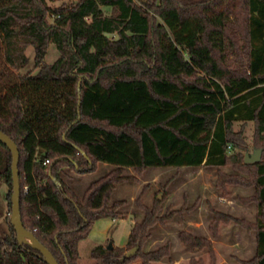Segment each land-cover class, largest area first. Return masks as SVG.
<instances>
[{
  "label": "trees",
  "instance_id": "obj_1",
  "mask_svg": "<svg viewBox=\"0 0 264 264\" xmlns=\"http://www.w3.org/2000/svg\"><path fill=\"white\" fill-rule=\"evenodd\" d=\"M0 0V130L20 150L21 215L25 228L60 264H78L79 241L102 217L124 219L128 198L116 186L150 167H223L218 180L254 186L256 222L213 210L212 237L185 228L178 239L184 264H216L219 226L255 231L250 260L264 264V154L245 162L235 122H255L264 150V0ZM103 7L110 8L111 14ZM59 56L46 62L49 45ZM34 52L36 72H22ZM231 151L229 153L230 149ZM85 152L86 155L83 153ZM48 159L49 162L44 164ZM113 165L78 195L71 172ZM12 153L0 141V185L6 190V230H0V264H48L20 244L10 220ZM67 178V179H66ZM135 200L140 220L126 247L98 244L95 264L176 261L173 243L146 249L156 230L183 213L166 208L157 194ZM246 200V199H243ZM0 205L4 203L0 193ZM139 246L135 255L127 251Z\"/></svg>",
  "mask_w": 264,
  "mask_h": 264
},
{
  "label": "rangeland",
  "instance_id": "obj_2",
  "mask_svg": "<svg viewBox=\"0 0 264 264\" xmlns=\"http://www.w3.org/2000/svg\"><path fill=\"white\" fill-rule=\"evenodd\" d=\"M63 1L70 3L72 0L50 1L49 5L53 7L59 6ZM104 12L111 14L110 8L103 7ZM27 54L30 56V63L23 68L22 72H36L34 68V52L29 47ZM59 56V51L54 43H51L46 55V62L53 63ZM234 130L241 133L242 147L240 152L245 157L248 152L252 153L256 147L257 133L255 130V122L250 120L247 122H235ZM231 151V148L228 149ZM264 150H262L263 158ZM113 166V165H111ZM105 166L100 164L95 171L87 173H79L72 171V178L67 179L70 187L78 194L82 195L87 186L97 178L106 173ZM128 174L136 176V179L125 181L116 186L112 198L123 199L128 198L130 204L125 207L126 211L134 212L137 209L134 200L143 194L142 201L150 204L153 198L157 196L163 198L164 210L166 208L179 209L184 206L186 210L177 214L173 219L168 220L166 225L161 226V230L154 232L155 236L146 245V249H152L162 245V243L171 240L173 243V252L175 262L170 263L162 261L159 264H184L189 261V254L184 250L181 240L178 239L179 230L185 228L195 234L206 235L212 237L209 225L214 220L213 210L218 209L226 214L244 218L248 222H256L257 219V203L252 200L255 193L254 186H242L238 184H227L226 194L222 186H219L218 180L221 178V172L231 174L235 169L230 166L223 167H205L182 166L174 167H150L145 169L142 174H137L135 170L128 168ZM7 190L4 183L0 185V193ZM2 194V193H1ZM246 199V200H243ZM0 205V230H6V213L8 214L6 201ZM141 215L136 220H140ZM111 239L114 238L111 231ZM107 244V243H106ZM257 240L255 231L248 230L245 227L231 224L221 223L219 226L218 237L213 241V250L217 258L216 264H241L239 260H250L256 251ZM201 257L204 258L206 264H209L211 257L207 252H202ZM139 264L142 259H135L131 263ZM78 264L79 261H78ZM82 264H92L90 261ZM95 264V263H94Z\"/></svg>",
  "mask_w": 264,
  "mask_h": 264
},
{
  "label": "water",
  "instance_id": "obj_3",
  "mask_svg": "<svg viewBox=\"0 0 264 264\" xmlns=\"http://www.w3.org/2000/svg\"><path fill=\"white\" fill-rule=\"evenodd\" d=\"M0 141L8 146L12 153V179H13V192L11 196V214L10 220L17 234V240L20 244L30 246L31 248L38 250L44 260L48 264H60L51 250L47 248L32 231L25 228L22 221L21 215V181L19 172V160H20V150L16 142L5 132L0 130ZM85 155L86 153L83 152ZM262 158V150L255 149L254 152H248L245 156V162H255L260 161ZM114 243L109 241L108 249H112ZM139 246H134L130 248L125 256H132L137 253Z\"/></svg>",
  "mask_w": 264,
  "mask_h": 264
},
{
  "label": "crops",
  "instance_id": "obj_4",
  "mask_svg": "<svg viewBox=\"0 0 264 264\" xmlns=\"http://www.w3.org/2000/svg\"><path fill=\"white\" fill-rule=\"evenodd\" d=\"M107 172L113 166L109 164H103ZM1 196L3 202L6 201V191L1 190ZM122 199V198H121ZM125 199V198H123ZM126 212V210H124ZM139 215H136L132 211H127V216L124 219H116L112 217H102L95 221L93 228L89 235L79 241L78 250H79V263L90 261L92 264L95 263V260L91 257V250L94 246L98 244H106L109 241L114 243V246L126 247L128 243V237L131 229L135 225V221ZM111 231L114 238L111 239ZM133 262L130 264H136ZM162 262H154L153 264H159ZM139 264H142V262Z\"/></svg>",
  "mask_w": 264,
  "mask_h": 264
},
{
  "label": "built area",
  "instance_id": "obj_5",
  "mask_svg": "<svg viewBox=\"0 0 264 264\" xmlns=\"http://www.w3.org/2000/svg\"><path fill=\"white\" fill-rule=\"evenodd\" d=\"M49 162V160L48 159H46L45 161H44V164H47Z\"/></svg>",
  "mask_w": 264,
  "mask_h": 264
}]
</instances>
